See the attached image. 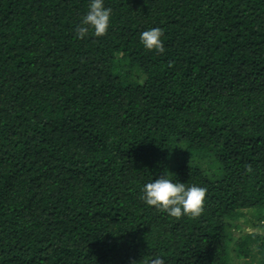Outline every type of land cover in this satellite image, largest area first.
Masks as SVG:
<instances>
[{"label": "trees", "instance_id": "16d2710c", "mask_svg": "<svg viewBox=\"0 0 264 264\" xmlns=\"http://www.w3.org/2000/svg\"><path fill=\"white\" fill-rule=\"evenodd\" d=\"M88 3L0 0V264H264V0H105L78 38ZM163 173L200 215L142 201Z\"/></svg>", "mask_w": 264, "mask_h": 264}, {"label": "clouds", "instance_id": "9594fccd", "mask_svg": "<svg viewBox=\"0 0 264 264\" xmlns=\"http://www.w3.org/2000/svg\"><path fill=\"white\" fill-rule=\"evenodd\" d=\"M111 20V9L105 7V0H89L88 10L76 27L78 38H84L92 31L95 36H103ZM162 32L152 27L141 32L139 41L144 49L163 52L164 45L161 39ZM206 189L198 185H186L183 182L173 181L166 174L144 183L141 188L142 201L167 215L180 218L181 216L196 217L203 211ZM144 264H163L160 256L153 257Z\"/></svg>", "mask_w": 264, "mask_h": 264}, {"label": "rangeland", "instance_id": "374dc122", "mask_svg": "<svg viewBox=\"0 0 264 264\" xmlns=\"http://www.w3.org/2000/svg\"><path fill=\"white\" fill-rule=\"evenodd\" d=\"M257 232L259 231V232H262V233H264V229H262V228H254ZM237 264V263H236Z\"/></svg>", "mask_w": 264, "mask_h": 264}]
</instances>
